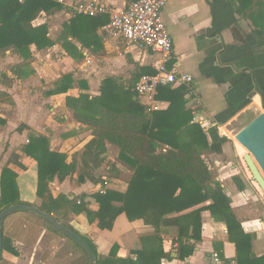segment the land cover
<instances>
[{
  "label": "crops",
  "instance_id": "0c3cea01",
  "mask_svg": "<svg viewBox=\"0 0 264 264\" xmlns=\"http://www.w3.org/2000/svg\"><path fill=\"white\" fill-rule=\"evenodd\" d=\"M58 1L63 5V9L55 11V16L62 15L65 21L71 17L69 5L78 0ZM96 1L122 9L132 0ZM263 2L264 0H254V3L240 14L236 10L234 0H168L162 13L173 41L177 70L193 76L197 82L198 96L193 102L187 100L186 108L194 113L196 120L193 121L203 125L204 130L217 125L219 134H225L229 139L226 130L222 129H227L232 122L245 114L249 121L257 110H263L261 93L264 92V46L256 42L257 35L254 33L255 23L264 27V4L261 5ZM260 11L262 18H257ZM47 14L42 13L33 25L46 22L47 36L53 40L50 15ZM251 16L255 17V21ZM101 19L103 24L91 30L97 39L94 36V45H91L89 50L83 48L85 58L81 61L71 57L58 41L44 50H37L32 45V60L29 63L31 73H25L21 78L13 76L9 70L19 62L17 56L15 58L7 55L5 59H0V72H6L8 77L13 79L10 85L0 83V92L5 93V96L0 97V142L3 145L0 150V172L11 152L21 151L20 149L27 145L31 134L47 137L49 150L66 155L67 163L75 158L79 172L80 156L85 143L92 137L93 129L75 119L73 111L66 106V97L77 98L82 93L98 95L101 83L106 77L117 79L124 86L131 87L132 91L133 85L142 75L154 73L153 67L159 58L158 55L135 47L126 50L120 41L106 38L102 27L108 22V15L103 14ZM74 43L77 44L76 41ZM85 59H89L88 63ZM142 69L145 70L144 74H141ZM66 73L74 74L73 86L65 93H48L54 88L55 82ZM80 80L87 82V89L79 85ZM137 99L146 106L144 98L137 96ZM157 105V110H165L169 102L159 100ZM79 126L89 130L80 134L70 132ZM73 143H77L75 149L71 148ZM63 145L69 146L64 149ZM235 145L242 157L247 150L238 141ZM231 146L234 145L230 139V142L223 144L220 154H210V159L215 161L219 173L215 180L219 181L230 199L231 209L243 230L253 235L252 251L260 257L264 255V198L260 188L253 182L254 188H257L251 192L254 196L248 191L246 182L237 172L241 165L236 166L230 161ZM106 147L107 158L94 171L95 179L86 178L79 181L78 173L69 175L63 181L54 176L42 196L37 194V182L33 193L27 197L21 194L15 179L20 200L38 207L49 194L53 197L63 194L69 199L85 194L84 201L89 204V208L102 212L104 204L90 195L102 189L124 192L132 175L131 169L118 159V148L111 144H106ZM78 148L81 150L77 155ZM109 162L117 168L115 176H111L107 170ZM22 163L25 165L24 169L15 164H9L7 167L15 172L16 176L33 166L38 173L37 162L30 156L25 155ZM233 176H239L244 181L243 191L236 188L232 181ZM208 204L210 201L183 211L178 223L190 227L192 218L185 214ZM27 216L36 219L29 212L23 211L14 212L5 219L3 233L17 254L3 250L0 264H73L80 258L81 254L70 249V246L62 251L65 239L48 236L45 227L34 234L29 233L31 227ZM200 218V236L193 238L189 233L184 237L187 244L194 245L193 253L184 260L177 258L178 242L175 230L161 234L162 248L171 256V259H163L161 264H215L212 253L218 254L220 264H237L235 244L229 240L226 225L215 221L208 210L201 211ZM67 222L79 229L77 232L73 228L78 234L90 238L101 255H107L111 247L117 244V255L126 257L131 250L142 247V237L155 234L154 228L143 220L130 221L124 213L115 218L111 229L101 230L96 222L89 223L83 212H69Z\"/></svg>",
  "mask_w": 264,
  "mask_h": 264
},
{
  "label": "trees",
  "instance_id": "16d2710c",
  "mask_svg": "<svg viewBox=\"0 0 264 264\" xmlns=\"http://www.w3.org/2000/svg\"><path fill=\"white\" fill-rule=\"evenodd\" d=\"M234 1L240 14L254 3V0ZM61 9L63 5L58 0H0V54L9 50L20 59L10 68L13 76L21 78L25 74L23 68L32 60V45L37 50H44L58 41L74 59L83 56V48L89 50L94 45V36L96 39L97 36L91 30L103 24L102 15L69 17L62 22L56 40L47 36L46 22L33 25L42 13ZM261 15L262 11L257 14V18H262ZM251 18L255 21L254 16ZM255 28L256 42L264 46V27L255 23ZM144 73L145 70L141 74ZM12 80L6 72H0L1 84L10 85ZM73 82L74 74L66 73L48 93H65L73 86ZM78 82L83 89L88 88L85 80ZM185 95L184 87H159L157 99L168 101L169 106L165 110H149L139 102L131 87L124 86L115 78L106 77L98 95L82 93L77 98L67 96L66 106L73 111L75 119L93 129L92 137L85 143L80 156L79 172L75 158L67 163L66 155L49 150L47 137L31 134L27 145L20 149L22 152L12 151L1 169L0 211L9 205L23 203L18 194L16 174L7 165L15 164L24 169V156L33 158L38 168L37 194L42 196L54 176L63 181L69 175L78 173L79 181L95 179L94 171L107 158L106 144H111L118 148V159L131 169L132 175L124 192L102 189L90 195L104 204L102 212L89 208V204L84 201L85 194L71 199L63 194L57 197L49 194L38 206L73 231L67 222L69 212L85 213L89 223L96 222L101 230L111 229L115 218L122 213L130 221L140 219L154 228L155 234L142 237V247L131 250L126 257L117 255V244L111 247L107 255H101L92 240L81 235L95 254V264H161L163 259H171L170 254L162 248L161 234L171 229L177 235V258L184 260L194 251V245L187 244L184 237L189 233L193 238L200 236V213L203 210H208L215 221L226 225L229 240L235 244L237 264H264V255L257 257L252 251L253 235L246 233L236 219L230 199L213 177L206 159V154H220L223 144L230 142V139L219 134L217 125L204 130L199 123L194 122L192 111L186 108ZM2 96H5L4 92H0ZM261 98L264 107V92ZM108 165L107 170L111 176H115V164L109 162ZM232 181L239 191L245 189L244 181L239 176H233ZM206 201H210V204L185 214L192 218L190 227L178 223L183 211ZM30 214L44 226L71 241L81 253L80 264H88L87 254L78 244L46 220ZM3 250L17 254L4 234Z\"/></svg>",
  "mask_w": 264,
  "mask_h": 264
},
{
  "label": "built area",
  "instance_id": "2783aa9c",
  "mask_svg": "<svg viewBox=\"0 0 264 264\" xmlns=\"http://www.w3.org/2000/svg\"><path fill=\"white\" fill-rule=\"evenodd\" d=\"M167 2L168 0H132L126 7L116 9L96 0H78L69 5L68 9L70 16L108 15V22L102 27L106 38L120 41L126 50L135 47L158 55L153 67L154 73L142 75L132 87V91L144 98L145 105L152 110L158 108L159 87H184L185 97L190 102L195 101L198 96L195 78L177 70L173 41L162 18ZM194 119L196 120L193 113ZM212 260L215 264L221 263L217 253H212Z\"/></svg>",
  "mask_w": 264,
  "mask_h": 264
},
{
  "label": "water",
  "instance_id": "95a60500",
  "mask_svg": "<svg viewBox=\"0 0 264 264\" xmlns=\"http://www.w3.org/2000/svg\"><path fill=\"white\" fill-rule=\"evenodd\" d=\"M261 106L263 110H257L255 115L234 135V139L247 150L241 158L251 174L252 182L257 183L260 187L264 198V107L262 103ZM20 211L35 214L52 224L85 251L88 264L96 263L93 250L81 235L59 222L54 216L42 211L39 207L26 203L12 204L0 211V256L3 251V223L7 216Z\"/></svg>",
  "mask_w": 264,
  "mask_h": 264
},
{
  "label": "rangeland",
  "instance_id": "374dc122",
  "mask_svg": "<svg viewBox=\"0 0 264 264\" xmlns=\"http://www.w3.org/2000/svg\"><path fill=\"white\" fill-rule=\"evenodd\" d=\"M54 12L55 11H52V12L47 14V15H50V18H49L50 21H51L50 27L52 28L51 29V38L53 37V40L56 39L57 36L59 35V33H60L61 29H62V22L65 19V18L62 17V15L61 16H55L57 13H54ZM7 51H8V53H5L6 52L5 51L4 53L0 54V59L1 58L5 59L7 57V55L16 58V55H13L9 50H7ZM82 51H83V49H82ZM83 58H85L84 54H83V56L80 59H77V60L81 61ZM85 61H86V59H85ZM9 70H10V68H9ZM23 70L26 71L25 73L27 75L30 74L31 73L30 64L26 65L23 68ZM77 77H80V76L77 75ZM245 115H243L241 118H237L236 121L232 122L227 127V129H222V131L226 130V133L230 136V139L232 141V145H234L233 147L231 146V148H230V161H231L232 164H234L236 166L241 165L240 169L237 168L238 169L237 172H238L239 176L242 177L244 179V181L246 182V184L248 186V189H249L248 191L250 193L251 192L253 193L257 188H254L255 186H253L252 180L248 176V174L246 172V169L244 168V165H243L244 161L242 160L241 155L239 154V152L237 150V147L235 145V142H237V141L234 139V135L248 122V118H246ZM84 130L86 131V130H89V129L87 127L79 126L77 129L73 128L70 132H74V133L80 134V132H82ZM223 135H225V134H223ZM2 146H3L2 142H0V150L3 149ZM68 146L69 145H63V148L66 149V148H68ZM72 147H74V149H75L77 147V143H73L71 145V148ZM80 150H81V148H78V151L76 153L77 155L80 152ZM0 158H2V155L0 156ZM206 159H207V161L209 162V164H210V166L212 168L213 177L216 178V176L219 173H218V169L216 168L215 161L210 159V154H206ZM1 162H3V161H1ZM16 181H17L18 187L20 189V192H21V194L23 196L27 197V196L31 195L33 193L34 185L37 184V182H39L38 173H37L36 168L33 166L32 168L27 170L25 173L18 174L16 176ZM252 193H251V195H253ZM260 193L262 194V191ZM26 204H28V203H26ZM27 221L30 223L31 231H29V233H31V234H34L35 232L40 230V228L45 227L46 230H47L48 236H52L55 239L64 238V237L60 236L59 234L55 233L54 231H52L51 229H49L47 226H44V224L40 220H38L37 218L34 219V218H32V216H27ZM69 226L72 227V228H75V230L78 232L79 229H77L76 227H74L73 225H70V224H69ZM64 239H65L66 242L64 243V246L61 248L62 251H65L70 246L71 247L70 249H74V251L80 253V251L77 248L74 247V244L71 241L67 240L66 238H64ZM80 259L81 258L77 259L73 264H80V262H79Z\"/></svg>",
  "mask_w": 264,
  "mask_h": 264
},
{
  "label": "bare ground",
  "instance_id": "6f19581e",
  "mask_svg": "<svg viewBox=\"0 0 264 264\" xmlns=\"http://www.w3.org/2000/svg\"><path fill=\"white\" fill-rule=\"evenodd\" d=\"M243 165H244V167H245V169H246V172H247L248 176L251 178V174H250L249 170L246 168L245 163H243ZM253 183H254L256 186H258L257 183H255V182H253ZM258 188H260V187L258 186ZM260 190H261V189H260Z\"/></svg>",
  "mask_w": 264,
  "mask_h": 264
}]
</instances>
